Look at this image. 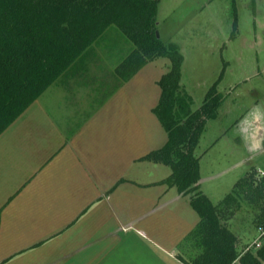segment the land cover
<instances>
[{
  "label": "rangeland",
  "instance_id": "rangeland-1",
  "mask_svg": "<svg viewBox=\"0 0 264 264\" xmlns=\"http://www.w3.org/2000/svg\"><path fill=\"white\" fill-rule=\"evenodd\" d=\"M159 1L158 33L184 56L181 84L193 98L192 110L202 106L228 64L218 86L225 99L196 149L200 189L217 205L250 170L264 177V0H236L237 16L233 0ZM107 45L115 47L112 58L102 43L87 58L86 70L59 77L0 136L1 210L11 198L15 205L27 207L97 202L121 179L126 180L121 188L148 184L151 193L162 185L170 188L161 183L171 175L170 167L130 161L167 142L153 109L161 97L158 82L171 62L164 57L149 63L97 105L95 100L106 95L103 89L119 85L116 51L122 46ZM131 48H120L123 58ZM111 196L114 202L117 195ZM256 215L257 210L244 202L229 221L240 250L255 251L264 242ZM178 252L190 250L181 245Z\"/></svg>",
  "mask_w": 264,
  "mask_h": 264
},
{
  "label": "trees",
  "instance_id": "trees-1",
  "mask_svg": "<svg viewBox=\"0 0 264 264\" xmlns=\"http://www.w3.org/2000/svg\"><path fill=\"white\" fill-rule=\"evenodd\" d=\"M159 3V0H0V136L59 77L86 70L87 58L102 43L111 58L115 47L110 48L107 43L132 48L123 58L124 50L120 51L122 47L118 46L119 63L115 71L119 85L114 90L103 89L102 94L106 95L95 100L97 105L107 101L149 63L166 57L171 68L158 82L161 97L153 112L168 139L162 148L140 160L170 167L171 175L161 183L176 187L182 196L189 197L200 218L181 244L190 252L178 257L184 264H264V242L255 251L240 250L238 235L229 226V221L247 202L257 210L256 227L264 230V177L259 178L256 170H250L217 205L200 189L201 158L196 156V149L208 122L217 116L225 99L218 86L228 64L224 63L202 106L192 110L193 98L181 84L184 56L176 44H166L157 36ZM233 7L237 16L236 0ZM234 26L236 29L237 19Z\"/></svg>",
  "mask_w": 264,
  "mask_h": 264
},
{
  "label": "crops",
  "instance_id": "crops-1",
  "mask_svg": "<svg viewBox=\"0 0 264 264\" xmlns=\"http://www.w3.org/2000/svg\"><path fill=\"white\" fill-rule=\"evenodd\" d=\"M142 157L131 164L151 163ZM125 182L73 214L69 202L27 207L8 199L0 208V264H184L179 247L200 220L189 197L165 185L156 193L148 184L119 187Z\"/></svg>",
  "mask_w": 264,
  "mask_h": 264
},
{
  "label": "water",
  "instance_id": "water-1",
  "mask_svg": "<svg viewBox=\"0 0 264 264\" xmlns=\"http://www.w3.org/2000/svg\"><path fill=\"white\" fill-rule=\"evenodd\" d=\"M157 36L160 37L159 33H157Z\"/></svg>",
  "mask_w": 264,
  "mask_h": 264
},
{
  "label": "built area",
  "instance_id": "built-area-1",
  "mask_svg": "<svg viewBox=\"0 0 264 264\" xmlns=\"http://www.w3.org/2000/svg\"><path fill=\"white\" fill-rule=\"evenodd\" d=\"M261 230V229H260Z\"/></svg>",
  "mask_w": 264,
  "mask_h": 264
}]
</instances>
